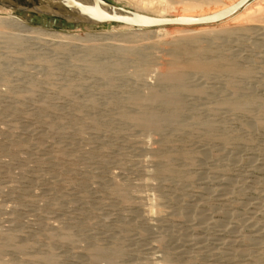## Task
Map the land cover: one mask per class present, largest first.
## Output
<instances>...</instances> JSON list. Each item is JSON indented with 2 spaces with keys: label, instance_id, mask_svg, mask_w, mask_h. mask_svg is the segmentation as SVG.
<instances>
[{
  "label": "rangeland",
  "instance_id": "obj_1",
  "mask_svg": "<svg viewBox=\"0 0 264 264\" xmlns=\"http://www.w3.org/2000/svg\"><path fill=\"white\" fill-rule=\"evenodd\" d=\"M102 1L150 9L148 0ZM9 16L64 36L17 26L0 33V264H91L95 249L115 260L93 264H157L164 255L173 264H264V19L249 32L207 38L212 51L203 55L249 71L234 80L252 106L212 110L230 97L229 76L190 73L186 83L205 92L180 95L178 126L140 138L120 114L137 111L128 94L160 88L165 47L124 41L131 27L94 22L66 0H0V18ZM119 45L135 46V56L114 51ZM91 62L122 69L98 75ZM144 66L143 76L131 75ZM207 120L213 129L197 125ZM161 155L170 160L165 172ZM113 181L127 189L125 201Z\"/></svg>",
  "mask_w": 264,
  "mask_h": 264
},
{
  "label": "bare ground",
  "instance_id": "obj_2",
  "mask_svg": "<svg viewBox=\"0 0 264 264\" xmlns=\"http://www.w3.org/2000/svg\"><path fill=\"white\" fill-rule=\"evenodd\" d=\"M69 1L76 2L77 6H75V8H78L79 11L87 14L90 17V19H92L94 22L95 20L99 19L98 15L95 12L94 6L90 0H66V2ZM217 1L218 0H148V2L150 3L149 6L150 9L148 12L146 11L147 13L144 12L143 13L146 14V16L157 17V18L208 17L226 11L239 0L230 2L219 10L215 9L210 11H201V9L204 8V6L213 4L215 2L217 3ZM175 4H182L181 11H172L174 9L172 7ZM160 6H162V8H158ZM102 9L107 14H112V15L119 14V11H114L111 8L105 7L103 5H102ZM240 10H239L240 12L238 11L239 13L236 12L238 13L237 15H235L236 14L235 13L232 16L226 18L225 20L212 25L172 26V27H176V29L171 32L169 31L167 32L163 29V28H171V27H157L153 29H136L131 27L133 29L131 32L122 35V37H124V41L127 42L133 41L135 39L142 41L151 40L149 42V46L152 47L163 46L165 47L167 54L169 56V60L166 61L165 64L161 65L163 67L157 68L156 70L158 77L157 79L160 88L150 91H147V89H145L146 92L128 94L127 101L130 104H134L135 106H137L136 108L137 111L132 114H127L123 112L120 114V118L126 120L128 122L130 129L132 128L133 130L138 132V136L139 133L141 135H144L143 137L140 138H144L145 135H149V134L160 136L163 134V130L166 127L172 125L178 126L179 116L182 114L183 111V104L181 103L180 95L185 93L187 94L189 93L191 95H200L205 92L203 88L196 86H189L188 83H186L187 74L190 75V73L199 74L201 77H205V78L208 77V75L213 72H218L220 74H227L229 76V78L227 76L228 79L225 80L224 84L226 87L231 88L230 97L221 98L220 101H218V103L216 104V108L213 107L211 108L212 110L220 107L235 112V111H246L250 107L253 101L249 98H239L237 96L236 92L237 89H239L238 88L239 86L234 80L235 76H237L238 74L239 76L240 74L246 75L249 73V71L247 69L240 68L237 64H234L229 58L207 59L203 57V55L212 51L211 48L206 44L207 38H209L208 40L210 39L216 40V38H218L222 34L230 35L236 31L243 33L249 32V30L253 25L252 23L257 22L260 19H264V0H257L254 3L250 2ZM7 26H12V27L17 26L19 28H22L23 30L28 31V33L30 34H35L37 36L42 35L51 38H61L64 36L58 31H52L45 28L30 26L15 16H9L8 18H0V33H2L3 29L6 28ZM10 39L14 41V43L11 45L15 46L16 44H20L16 38L13 37ZM134 48L135 46L127 47V46L119 45V46H115L114 51L121 54L122 56L124 55L125 57L128 56L131 57L134 55L133 52ZM130 60L131 59H129V61ZM135 61L138 62L139 64H144L143 63L144 61L140 58H135ZM90 64L93 70L91 72H94L95 74L98 75H106L107 73L119 71L122 69L120 65L121 63L120 64L114 63L111 67L107 66L108 68L105 66L93 64L92 62L89 63V66ZM147 69L148 67L145 68V66L140 67L137 70L135 69L136 71L134 70V73L131 72L132 74L131 73L130 74L135 75L137 78L138 76L142 75V73ZM209 122L207 120L205 122H201V123L196 122V123L197 125H199V127L203 126L207 129H213L212 124H210ZM183 126L187 127V125H183ZM18 143H21V141H19ZM140 143L145 145L144 144L145 140L143 139V142H139V144ZM151 149L152 150L149 149V156L151 158L157 157V155L159 154L158 153L159 148L158 149L151 148ZM159 160L162 161L161 163H163L162 164L163 166L159 167L158 170L160 172L167 171L168 170L167 165L169 166L168 161H170L169 156L161 155ZM113 186H114L113 193H115V195L120 199V201L121 200L125 201L129 196V195L127 196L128 191L125 188V186L120 185L118 183H115ZM7 239L8 241L11 242L13 241V236H9L7 237ZM163 240L162 238H160L159 244ZM0 248L2 247L0 246ZM24 248H25L24 245H19L16 246L15 251L21 252L23 251ZM179 252L176 251L173 254L178 256L180 254ZM90 256H91L90 260L92 262L91 264L96 263L98 260L101 259H107V261L110 262H113L115 260V256L110 257L107 255V253L104 250L101 249L92 250L90 252ZM44 259H47V257H44ZM173 259L169 255H164L156 262L157 264H173L172 262ZM185 264H191V263H185Z\"/></svg>",
  "mask_w": 264,
  "mask_h": 264
},
{
  "label": "water",
  "instance_id": "obj_3",
  "mask_svg": "<svg viewBox=\"0 0 264 264\" xmlns=\"http://www.w3.org/2000/svg\"><path fill=\"white\" fill-rule=\"evenodd\" d=\"M94 6L95 12L98 15L100 20L106 22H114L130 26L136 29H153L157 27H172V26H206L219 23L226 18L232 16L243 8L250 0H239L234 5H232L226 11L219 13L217 15L208 16V17H164L157 18L142 15L139 13L126 10L124 8L116 7L102 0H90ZM73 6H77V3L74 1L66 2ZM102 5L108 8H111L114 11H119V14L112 15L107 14L103 9Z\"/></svg>",
  "mask_w": 264,
  "mask_h": 264
}]
</instances>
